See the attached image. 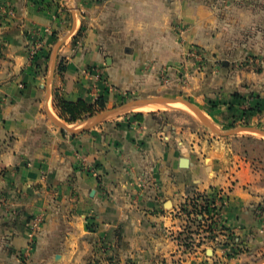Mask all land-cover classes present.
I'll return each instance as SVG.
<instances>
[{
	"label": "crops",
	"instance_id": "0c3cea01",
	"mask_svg": "<svg viewBox=\"0 0 264 264\" xmlns=\"http://www.w3.org/2000/svg\"><path fill=\"white\" fill-rule=\"evenodd\" d=\"M84 1L12 0L14 15L0 27L6 45L0 62L6 67L0 69V264H101L106 258L117 264H231L235 258L264 264L259 162L192 128L186 114L143 112L138 120L130 113L78 133L49 115L62 117L55 96L90 98L91 65L103 66L105 83L115 90L146 97L161 92L155 67L176 60L177 17L188 23L190 39L210 49L223 33L228 50L259 55L262 67L222 81L264 96V0ZM82 22L77 46L71 35ZM34 29L63 40L49 89L47 78L22 73ZM234 33L253 38L234 41ZM225 109L222 103L215 117L222 120ZM78 121L67 124L78 127ZM249 122L264 130V108ZM213 191L225 202L211 236L180 209L188 198ZM37 216L42 220L34 227Z\"/></svg>",
	"mask_w": 264,
	"mask_h": 264
},
{
	"label": "rangeland",
	"instance_id": "374dc122",
	"mask_svg": "<svg viewBox=\"0 0 264 264\" xmlns=\"http://www.w3.org/2000/svg\"><path fill=\"white\" fill-rule=\"evenodd\" d=\"M89 2H96L102 0H88ZM86 2V0L84 1ZM12 0H0V27L4 25L8 19L14 15V8L12 5ZM75 6H71L76 10L77 4L74 2ZM66 7V6H65ZM81 9V8H80ZM80 17H85V11L77 10ZM219 13V12H218ZM220 14V13H219ZM85 20V19H84ZM245 19L240 18L238 24H242ZM251 22L254 21L253 18L250 19ZM175 24L173 25V36L174 41L178 43L179 50H177L176 60L173 62L161 64L155 67V78L156 85L163 89L161 92L152 95L153 97H163V96H174V98H184L195 104L199 109H201L208 119L212 122L218 130H226L230 128H224L225 124L223 121H230L229 124L235 122V128L237 126H254L250 124L248 111H255L257 109L256 104L250 103L254 101L251 95L254 92L249 91L247 93H241L237 89V86L230 83H224L222 78L224 76H241V70H256L263 66L262 59L259 55H254L253 53L243 52V50H228L226 48L225 42H228L226 38L224 42L223 33L219 35L220 40L217 45L214 46V49L206 47L205 44L201 43L199 40L190 39V34L188 30L190 27L185 19L182 17L175 18ZM86 25L83 22L77 29L75 33L71 36V42L75 45H79L84 38ZM48 31H41L38 29L33 30L32 42L28 44L26 50L27 63L22 69L24 76L28 75L29 77L39 76L48 78L49 68L52 66L53 60V49L58 41V37L50 36L49 39H46V33ZM205 31L203 36H205ZM1 36V35H0ZM234 41L240 40V37L253 38L252 34L246 33L245 35H239L234 33L231 35ZM61 39V38H60ZM49 42V43H48ZM63 42V40H62ZM62 44V43H61ZM61 46V45H60ZM59 46V47H60ZM5 41L0 37V62L4 59L5 56ZM59 49V48H58ZM58 51V50H57ZM64 60H61L57 63V69L60 71V67H64ZM6 69V67L0 66V69ZM103 66L91 65L88 66V70L91 71V74L95 77L94 83L88 88L89 97L86 101L89 103L93 102L98 96L102 95L105 90L107 95L105 96L106 106L104 109L96 112L92 116L85 118L84 120L78 121V126H82L87 123L95 115L112 108H116L122 103L132 101L140 98H149L144 95L133 94L123 92L120 89H114V86L108 83L107 76L102 70ZM237 74V75H236ZM13 75V74H12ZM52 79V77H51ZM26 82L23 80L17 81L16 85L18 89H23ZM51 84V83H50ZM227 88V92H222L223 89ZM204 93V94H203ZM237 93L240 95H245L248 99H240V101L235 102L231 98V95ZM200 94H203L204 97H199ZM208 94H212L211 97H208ZM257 96L264 98L258 94ZM224 103V107L229 110H226L222 113V120L217 119L215 116L220 114L219 106ZM256 103V100L255 102ZM56 104V100H55ZM230 105V107H229ZM252 105V106H251ZM255 105V106H254ZM146 112V113H177V114H186L190 117L192 128L199 129V132L207 135L209 139H223L228 143H231L232 148L235 151L250 157L253 160H256L264 169V135L251 132H238L228 136H219L212 132L201 120L198 114L187 107L184 104L174 103L170 105H146L142 107H137L132 110L124 111L116 116L110 117L107 120L103 121H114L115 119L132 114L133 112ZM150 111V112H149ZM53 115L59 118L67 126L74 127L73 125H68L67 121L62 117ZM232 115V117H231ZM248 115V116H247ZM247 117V118H246ZM258 127V125H257ZM260 127V126H259ZM94 169V168H93ZM215 234V233H214ZM213 233L211 236L214 235ZM210 235V234H209ZM221 244V243H219ZM193 246L189 244V248ZM229 254V255H228ZM237 251L233 253L227 252V257L234 259L236 257ZM259 259H252L251 261L235 258L232 260L231 264H254ZM98 264V263H94ZM101 264H117L116 260L112 258H106V262L103 261ZM216 264H229L219 262Z\"/></svg>",
	"mask_w": 264,
	"mask_h": 264
},
{
	"label": "water",
	"instance_id": "95a60500",
	"mask_svg": "<svg viewBox=\"0 0 264 264\" xmlns=\"http://www.w3.org/2000/svg\"><path fill=\"white\" fill-rule=\"evenodd\" d=\"M61 43H62V39L58 40L54 46L53 60H55V58H56V53H57V50H58L59 46L61 45ZM52 71H53V66L51 67V70H50L48 78H47V88L48 89H49L50 83H51V77H52V73H53ZM174 103L184 104L187 107H189L190 109H192L193 111H195L198 114V116L201 118V120L203 121L205 126H207L212 132H214L215 134H217L219 136H228V135H232V134H235L238 132H251V133H258V134L264 135V130L261 129L260 127H257V126H237L235 128H230V129H226V130H218L215 128V126L212 124V122L208 119L206 114L201 109H199L195 104H193L192 102H190L187 99L174 98V97H149V98H140V99L128 101V102L122 103L121 105H119L116 108L108 109V110H105V111L95 115L94 117H92V119H90L87 123L83 124L80 127L79 126L78 127L67 126L59 118L55 117L51 112L49 113V115L55 121V123H57L60 127L66 129L67 131H69L71 133H78V132L88 130L91 127H94L95 125H97L98 123H101V122L107 120L108 118L116 116V115H118L124 111H127V110H132V109H135L137 107H142V106H146V105H164V106H166V105H170V104H174ZM179 161H180V165L182 167H186L188 165V159L186 157H181ZM256 264H259V263H256Z\"/></svg>",
	"mask_w": 264,
	"mask_h": 264
},
{
	"label": "trees",
	"instance_id": "16d2710c",
	"mask_svg": "<svg viewBox=\"0 0 264 264\" xmlns=\"http://www.w3.org/2000/svg\"><path fill=\"white\" fill-rule=\"evenodd\" d=\"M64 67L61 66L60 70H63ZM107 95V91L105 90V92L98 96L93 102L89 103L88 101H86L85 99H78L77 101H71V100H65L63 98H60L58 96H55V100H56V106L60 112V115L68 122H74L77 120H84L85 118L92 116L93 114H95L96 112L102 110L105 108L106 103H105V96ZM258 95V94H257ZM257 95H251V97L249 98H253L254 101H251L250 103L252 104H256L257 109L255 111L260 110L261 108H264V98H261ZM231 98L234 99L235 102L240 101V99H248L245 95H240L237 93H234L231 95ZM256 100V103H254ZM252 106V105H251ZM255 106V105H254ZM230 107V105H229ZM231 108V107H230ZM255 111H248V115L251 116L253 112ZM154 113V112H152ZM133 116L135 118H137L138 120H141L144 113L143 112H133L132 113ZM247 115V116H248ZM247 118V117H246ZM235 126V122L225 125L224 128H231ZM64 131V130H62ZM215 192L213 191L207 195H203V194H197L198 197H202L204 199H206L209 203H213L214 197H215ZM210 199V201H209ZM208 203V204H209ZM215 207L212 205V207H209V205L205 206V210L209 213L211 212ZM188 214H190L188 212ZM197 220V219H195Z\"/></svg>",
	"mask_w": 264,
	"mask_h": 264
},
{
	"label": "built area",
	"instance_id": "2783aa9c",
	"mask_svg": "<svg viewBox=\"0 0 264 264\" xmlns=\"http://www.w3.org/2000/svg\"><path fill=\"white\" fill-rule=\"evenodd\" d=\"M88 171L91 174H94V169L93 167H88ZM207 195V194H203ZM210 201V199H209ZM186 208L183 210L180 209V212L184 215L191 216L192 220H195V222H199L202 229L206 230L208 234H214L218 230L217 227L215 226L214 223H219V218H220V212L222 205L225 202L224 196L222 192L217 191L215 192V197L213 200V203H209L206 199L202 197H198L197 195H194L190 198H188L186 201ZM209 203V204H208ZM206 205H209V207H212V205L215 207L211 212H207L204 208ZM188 212L190 214H188ZM42 218L41 216L35 217L33 221V226L37 227L38 224L41 222ZM200 220V221H199Z\"/></svg>",
	"mask_w": 264,
	"mask_h": 264
}]
</instances>
